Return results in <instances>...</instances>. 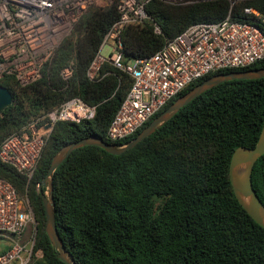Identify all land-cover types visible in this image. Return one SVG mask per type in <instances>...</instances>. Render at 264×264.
Returning <instances> with one entry per match:
<instances>
[{"label":"trees","instance_id":"trees-1","mask_svg":"<svg viewBox=\"0 0 264 264\" xmlns=\"http://www.w3.org/2000/svg\"><path fill=\"white\" fill-rule=\"evenodd\" d=\"M248 6L264 14V0H242L232 6V18L243 20V8ZM229 9V0L185 5L151 1L145 7L147 19L120 30L123 62L151 55L190 24L219 21ZM118 18L115 4L90 6L44 65L40 78L27 86H20L13 76L0 80L12 96L0 112V142L11 133L30 135V122L72 97L96 106L91 120L53 125L30 179L0 161V178L28 197L35 213L36 238L27 264H66L45 233L38 189L57 150L88 136L126 143L202 80L264 67L263 59L244 68L210 73L188 85L135 133L112 141L106 132L132 78L109 62L103 63L94 81L86 71ZM254 22L264 33V24ZM70 65L72 75L65 80L60 72ZM263 124L264 78L234 80L205 91L120 155L93 145L73 150L53 173L52 196L56 229L74 262L264 264V228L238 203L228 176L233 151L239 146L252 148ZM251 182L264 205V154L253 165ZM36 251L41 254L36 256Z\"/></svg>","mask_w":264,"mask_h":264},{"label":"built area","instance_id":"built-area-1","mask_svg":"<svg viewBox=\"0 0 264 264\" xmlns=\"http://www.w3.org/2000/svg\"><path fill=\"white\" fill-rule=\"evenodd\" d=\"M151 1L154 0H0V80L13 76L20 86L36 81L90 6L115 4L119 18L105 34L86 75L96 80L103 63L109 62L132 78L106 132L108 139L118 141L135 133L191 83L218 70L244 68L264 59V33L254 22L264 24V14L248 6L243 8V20L234 19L231 8L242 0H229L230 9L221 20L190 24L153 54L125 64L120 30L147 19L145 7ZM157 1L185 5L201 0ZM154 31L160 33V28L154 25ZM106 46L108 52L103 54ZM72 71L71 65L63 68L62 78L67 80ZM95 112V105L79 97L67 99L30 122V135L24 132L6 136L0 142V161L30 179L53 125L58 121L91 120ZM40 120L43 122L37 127ZM36 230L28 197L21 196L9 181L0 178V239H6L0 240L6 244L4 250L0 249V264H27L33 254Z\"/></svg>","mask_w":264,"mask_h":264},{"label":"water","instance_id":"water-1","mask_svg":"<svg viewBox=\"0 0 264 264\" xmlns=\"http://www.w3.org/2000/svg\"><path fill=\"white\" fill-rule=\"evenodd\" d=\"M261 78H264V67L214 74L202 80L200 83L191 87L187 92L176 98L167 108L155 116L133 139L126 143L112 144L103 141L99 137L88 136L78 141L68 143L57 150L51 159L44 178L41 183L38 184V188L41 195L45 217L44 230L52 247L56 250L58 258L66 264H76L71 253L66 250L57 232L54 216V201L52 196L53 173L73 150L83 146L93 145L102 148L110 154L120 155L123 152L132 149L144 138L154 133L182 107L205 91L228 81L253 80ZM11 98L12 96L9 90L0 85V112L11 103ZM48 126H50V124L46 127ZM263 154L264 124L255 145L252 148L243 146L237 147L231 155L228 167L229 181L235 198L245 212L262 228H264V205L259 200L252 187L251 172L254 163ZM42 187H46L47 194H44L41 191Z\"/></svg>","mask_w":264,"mask_h":264},{"label":"rangeland","instance_id":"rangeland-1","mask_svg":"<svg viewBox=\"0 0 264 264\" xmlns=\"http://www.w3.org/2000/svg\"><path fill=\"white\" fill-rule=\"evenodd\" d=\"M108 43H111V41L109 40ZM107 52H108V47L106 46V47L103 48L102 53H103V54H107ZM45 188H46V187H45ZM38 189H39V188H38ZM44 194H47V190L44 191ZM0 240H1V241H6V239H0ZM34 254H35L36 256H38V255H40L41 253H40L39 251H36Z\"/></svg>","mask_w":264,"mask_h":264},{"label":"crops","instance_id":"crops-1","mask_svg":"<svg viewBox=\"0 0 264 264\" xmlns=\"http://www.w3.org/2000/svg\"><path fill=\"white\" fill-rule=\"evenodd\" d=\"M5 247H6V244H5V243H0V249H1V250H4Z\"/></svg>","mask_w":264,"mask_h":264}]
</instances>
